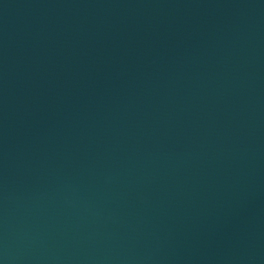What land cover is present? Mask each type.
Instances as JSON below:
<instances>
[{"label": "water", "instance_id": "water-1", "mask_svg": "<svg viewBox=\"0 0 264 264\" xmlns=\"http://www.w3.org/2000/svg\"><path fill=\"white\" fill-rule=\"evenodd\" d=\"M0 264H264V0H0Z\"/></svg>", "mask_w": 264, "mask_h": 264}]
</instances>
